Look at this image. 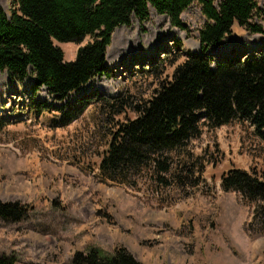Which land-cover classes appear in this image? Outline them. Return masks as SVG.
<instances>
[{
  "label": "rangeland",
  "instance_id": "obj_1",
  "mask_svg": "<svg viewBox=\"0 0 264 264\" xmlns=\"http://www.w3.org/2000/svg\"><path fill=\"white\" fill-rule=\"evenodd\" d=\"M0 4L8 14L13 8V0ZM182 20L186 29L152 12L142 24L133 19L117 28L108 50L109 76L93 79L70 97L71 110L86 104L71 122L61 119V100L45 88L34 90L32 74L20 90L8 72H0V117L9 121L0 131V201L25 208L19 221L0 218V254L14 255L17 264H72L78 251L96 247L113 254L123 246L144 264H264V234L249 227L255 204L221 185L232 168L264 179V141L249 122L216 129L203 122L201 136L175 156L186 168L171 186L150 176L137 186L101 177L100 162L113 133L137 116L132 106L153 98L190 53L201 52L199 30L206 19L200 4L190 6ZM92 39L56 44L73 61ZM263 43L262 34L236 26L208 53L215 61L219 52L244 59ZM125 54L133 69L121 75ZM115 99L119 104L111 107ZM34 101L51 108L38 115Z\"/></svg>",
  "mask_w": 264,
  "mask_h": 264
},
{
  "label": "trees",
  "instance_id": "obj_2",
  "mask_svg": "<svg viewBox=\"0 0 264 264\" xmlns=\"http://www.w3.org/2000/svg\"><path fill=\"white\" fill-rule=\"evenodd\" d=\"M194 3L200 4L206 19L199 30L201 52L190 53L173 80L153 98L132 106L137 116L119 123L99 166L106 182L137 186L150 176L171 186L179 183L181 169L186 168L175 156L201 136L203 122L216 129L235 120L246 121L264 141V45L244 59L219 53L215 61L208 53L236 26L264 36L260 0H13L9 14L0 4V72H8L24 89L32 74L34 90L45 88L61 100L57 109L61 119L71 122L86 104L71 110L70 97L93 79L109 76L108 50L117 28L130 26L133 19L142 24L156 12L168 16L173 26L186 29L182 15ZM87 36L92 41L78 49L73 61L66 60L56 44L81 43ZM113 102L111 107L119 104L116 99ZM31 106L38 115L51 108L35 101ZM8 125L0 117V131ZM221 185L255 204L249 227L263 235L264 179L255 171L232 168L222 175ZM24 216L21 205L0 201V218L19 221ZM0 264H17V259L0 254ZM72 264L144 263L121 246L113 254L96 247L78 251Z\"/></svg>",
  "mask_w": 264,
  "mask_h": 264
},
{
  "label": "bare ground",
  "instance_id": "obj_3",
  "mask_svg": "<svg viewBox=\"0 0 264 264\" xmlns=\"http://www.w3.org/2000/svg\"><path fill=\"white\" fill-rule=\"evenodd\" d=\"M220 54L221 55H224L225 53H222V52H220ZM136 55H137V57H138V61H139V64L141 65V57H142V55H143V51L142 50H137V52H136ZM120 59L122 60V61H124L125 62V64H126V66L125 67H123V68H121V71H122V73H119V74H121V75H125V74H127V72L126 71H128V70H132L133 69V62H132V60L129 58V55L128 54H125V55H123V56H120ZM139 65V66H140ZM139 66L137 67V69H139ZM106 86H108V85H106ZM104 90H107L108 92H111V90L109 89V88H107V87H105V86H101ZM9 92V91H8Z\"/></svg>",
  "mask_w": 264,
  "mask_h": 264
},
{
  "label": "crops",
  "instance_id": "obj_4",
  "mask_svg": "<svg viewBox=\"0 0 264 264\" xmlns=\"http://www.w3.org/2000/svg\"><path fill=\"white\" fill-rule=\"evenodd\" d=\"M220 53V52H219ZM223 53V52H222Z\"/></svg>",
  "mask_w": 264,
  "mask_h": 264
},
{
  "label": "water",
  "instance_id": "obj_5",
  "mask_svg": "<svg viewBox=\"0 0 264 264\" xmlns=\"http://www.w3.org/2000/svg\"><path fill=\"white\" fill-rule=\"evenodd\" d=\"M246 54H248V53H246Z\"/></svg>",
  "mask_w": 264,
  "mask_h": 264
}]
</instances>
